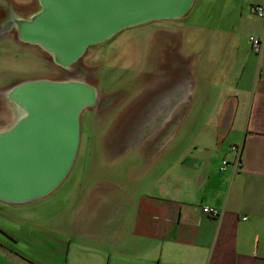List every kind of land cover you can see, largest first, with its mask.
I'll return each mask as SVG.
<instances>
[{
    "label": "crops",
    "instance_id": "0c3cea01",
    "mask_svg": "<svg viewBox=\"0 0 264 264\" xmlns=\"http://www.w3.org/2000/svg\"><path fill=\"white\" fill-rule=\"evenodd\" d=\"M202 1L201 16L210 22L214 17L206 9L214 0ZM216 1L232 15L219 32L209 23L197 25L190 13L180 23L208 37L199 44L197 88L221 96L209 108L212 116L202 117L201 129L194 126L192 136L182 133L161 157L149 152L146 160L128 163L119 179L82 176L73 202L53 213L54 222L36 227L43 230L46 251L54 253L57 264H264V10L261 18L253 11L256 5L264 8V0ZM246 29L260 40L258 52L246 38L241 40ZM176 46L184 58L180 65L197 52L182 53L181 41ZM211 48L219 61L214 67L217 83L208 82L203 72L212 67H203ZM181 70L170 76L175 82ZM232 144L241 153L236 168ZM224 161L231 165L221 170ZM84 188L79 204L76 199ZM204 206L218 208L219 218L203 215ZM1 233L17 243L15 235ZM27 240L37 245L40 239ZM16 253L0 242V257L11 261L20 258Z\"/></svg>",
    "mask_w": 264,
    "mask_h": 264
},
{
    "label": "rangeland",
    "instance_id": "374dc122",
    "mask_svg": "<svg viewBox=\"0 0 264 264\" xmlns=\"http://www.w3.org/2000/svg\"><path fill=\"white\" fill-rule=\"evenodd\" d=\"M12 2L17 4L16 2L20 0ZM202 2L195 0L193 8L189 11L192 18L198 19L197 25L204 23L203 28L209 23L214 26L216 32H219L218 28L222 24H230L232 15L229 14V10L227 12L223 10L216 0L212 1L210 9H206L209 11V17L213 16L214 19L210 22L204 21L205 16H201ZM181 21L182 19L155 20L127 27L106 42L92 46L85 52L81 60L83 68L87 69L84 80L96 87L98 99L93 110L86 111L80 116V139L76 158L64 179L65 182L62 181L49 195L35 202L18 205L0 201V242L14 249L20 257H14L15 263H12L13 260L6 259L3 254V257H0V264H57L54 253L47 252V239L41 229L54 222L53 213L73 202L76 192L82 189L80 188L82 176L102 175L119 179L117 176H125L128 163L146 160L149 152L151 155L153 152H159L158 157H161V153L165 152L167 147L176 145L182 133L186 137L190 136V133L192 136L194 126H200L201 129L202 117L208 120L212 116L213 111L209 108L211 105L215 106L221 96L217 97L216 92L205 94L197 88L199 86L197 70L201 69L202 62L199 44L202 40L204 44L205 39H208L207 30L204 29L207 37L204 38L199 28L183 27ZM215 31L209 33L213 34ZM247 31L246 29L241 40L246 38L245 41L249 45L250 34ZM5 36L1 38L6 40L0 38L3 41H0V86L3 81H10L16 77L22 79L45 77L58 80L63 76L61 69L52 66L36 48L31 46L23 48L21 44L17 45L9 36ZM209 38L212 41L215 39L212 35ZM180 41L184 43L182 53L186 54L194 48H197L195 49L197 52L189 55V61L185 64L187 92L184 99L176 104L175 100L171 101L173 98H170L175 97V93L170 89L176 82L169 84V80H174L170 76L178 72L180 62L184 61L176 46ZM166 43L171 45L167 47ZM163 44H166L165 48ZM164 49H167L165 51L167 54L163 56ZM208 53L210 54L203 58V67L205 63L212 67L203 72L209 75L208 82L217 83L218 76L214 67L219 66V61L214 60L217 57L216 49L211 48ZM175 58L176 63L172 61ZM164 87L166 89H163ZM203 97L205 102H200ZM166 99L171 104L164 107ZM149 103L150 107L155 103L159 107L161 105L159 109L163 107L164 110L168 108L170 110L163 123L156 126L150 121L147 130L144 131L141 125L143 123L144 126V116L148 112L146 113V109L143 108ZM204 104L208 109L197 106ZM159 111L161 113V110ZM200 129H197V132ZM132 136H135L136 145L129 144ZM86 190L84 188L80 191L76 199L79 204ZM69 216L70 213L67 214V217ZM1 231L15 235L17 243L10 242ZM30 238L40 240L35 245L27 240ZM88 253L79 257H87Z\"/></svg>",
    "mask_w": 264,
    "mask_h": 264
},
{
    "label": "water",
    "instance_id": "95a60500",
    "mask_svg": "<svg viewBox=\"0 0 264 264\" xmlns=\"http://www.w3.org/2000/svg\"><path fill=\"white\" fill-rule=\"evenodd\" d=\"M194 2L32 0L22 8L0 0V38L11 34L14 41L36 48L63 72L58 80L18 78L0 88L1 203L35 202L49 195L69 174L80 139V116L93 110L98 99L96 87L84 80L87 69L81 60L88 48L127 27L182 19ZM179 67V81L169 80L174 83L170 91L175 93L170 98L176 104L184 99L188 83L185 65ZM166 100L164 107L171 104ZM150 105L143 108L148 112L141 125L144 131L150 121L156 126L163 123L170 110ZM134 139L132 136L129 144H135Z\"/></svg>",
    "mask_w": 264,
    "mask_h": 264
},
{
    "label": "built area",
    "instance_id": "2783aa9c",
    "mask_svg": "<svg viewBox=\"0 0 264 264\" xmlns=\"http://www.w3.org/2000/svg\"><path fill=\"white\" fill-rule=\"evenodd\" d=\"M263 10H264V8L261 5H256V6H254L253 11L257 17L261 18L263 16ZM248 42L250 43L252 50L254 52H258L259 46H260V40L257 38H253V36H250ZM229 150L231 152H234V155H235V157H234L235 160H234V163L232 165L234 166V168L239 167L241 164L240 148L236 147L234 144H232L231 147L229 148ZM229 165H231L230 162L224 161L222 166H221V170H224ZM200 210L202 211L203 215L208 216L210 218H214V219L219 218V216L221 214V212L218 208H213V207L204 206V207H201Z\"/></svg>",
    "mask_w": 264,
    "mask_h": 264
},
{
    "label": "flooded vegetation",
    "instance_id": "af4514ba",
    "mask_svg": "<svg viewBox=\"0 0 264 264\" xmlns=\"http://www.w3.org/2000/svg\"><path fill=\"white\" fill-rule=\"evenodd\" d=\"M9 1H11L12 2V0H9ZM31 2H32V0H20V2H16L17 4H15V3H13L15 6H17V7H22V8H24V7H26V6H28L29 4H31ZM5 36V35H4ZM3 36V37H4ZM7 36H9V38H11L12 40H13V37H12V35L11 34H8V35H6L5 37H7ZM1 39H3V38H1ZM0 39V41L1 42H3L2 40ZM3 40H6L5 38L3 39ZM13 42L15 43V44H17V45H20V43H17L16 41H14L13 40ZM167 44V43H166ZM166 44H163L162 46H164V48H165V45ZM168 46L167 47H169V45H171V44H167ZM23 46V48L24 47H30V46H25V45H22ZM167 49H164L163 50V56L165 55V54H167V53H165V51H166ZM18 78H20V77H16V78H12V80H10V81H3L2 82V85L0 86V88L1 87H5V86H7L11 81H13V80H15V79H18ZM20 79H22V78H20Z\"/></svg>",
    "mask_w": 264,
    "mask_h": 264
}]
</instances>
